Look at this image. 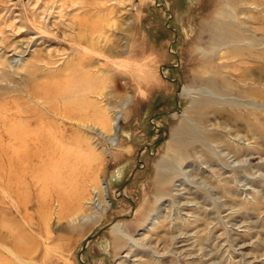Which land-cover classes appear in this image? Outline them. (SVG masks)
<instances>
[{"label":"rangeland","instance_id":"374dc122","mask_svg":"<svg viewBox=\"0 0 264 264\" xmlns=\"http://www.w3.org/2000/svg\"><path fill=\"white\" fill-rule=\"evenodd\" d=\"M0 264H264V0H0Z\"/></svg>","mask_w":264,"mask_h":264}]
</instances>
